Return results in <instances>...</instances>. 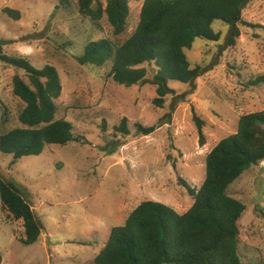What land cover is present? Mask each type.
<instances>
[{"label": "rangeland", "instance_id": "rangeland-1", "mask_svg": "<svg viewBox=\"0 0 264 264\" xmlns=\"http://www.w3.org/2000/svg\"><path fill=\"white\" fill-rule=\"evenodd\" d=\"M93 2L96 8L107 0ZM129 3L127 30L116 37L106 17L94 23L84 16L79 0H0V53L58 70L63 93L57 118L71 123L79 138L15 165L12 155L0 151V173L26 194L45 235L34 245L21 243L23 223L0 201V264H94L111 230L123 226L142 202L186 213L194 202L190 189L199 190L205 180L207 155L238 131L243 115L264 111V81L257 84L264 78V0L245 9L248 25H239L235 45L229 43L231 27L221 21L213 25L219 42L195 41L186 54L193 69L204 71L192 84L169 82L174 94L163 109L153 105L156 87H122L110 77V62L103 67L78 62L91 43L107 39L119 46L132 36L143 3ZM6 8L19 11L20 19ZM22 74L0 56V136L21 126L23 104L13 95V78ZM195 113L205 122L204 147ZM124 118L129 136L115 130ZM137 125L158 129L140 136ZM228 192L247 207L239 256L244 264H264V163Z\"/></svg>", "mask_w": 264, "mask_h": 264}, {"label": "trees", "instance_id": "trees-1", "mask_svg": "<svg viewBox=\"0 0 264 264\" xmlns=\"http://www.w3.org/2000/svg\"><path fill=\"white\" fill-rule=\"evenodd\" d=\"M134 1L143 5L132 36L119 46L107 39L91 43L78 62L97 67L110 62V77L122 87H156L153 105L163 109L167 97L174 94L169 82L192 84L204 71L200 66L192 68L186 51L193 49L197 39L219 42L221 36L213 29L217 21L231 27L229 43L235 45L241 35L239 25L245 23L243 13L256 0ZM79 9L94 23L106 17L116 37L127 30L129 0H107L106 6L96 8L93 0H79ZM5 13L21 17L19 11L10 8ZM0 56L23 72L13 78V95L23 104L18 115L21 126L0 136V151L12 155L15 165L25 157L42 155L48 146L78 142L73 125L57 118L56 101L63 93L58 70L51 65L37 69L24 57ZM262 81L264 78L257 84ZM194 122L204 147L205 122L196 113ZM136 128L140 136L153 135L158 129L142 125ZM115 130L125 136L131 134L126 118ZM262 163L264 111L243 115L238 131L221 140L207 155L205 180L199 190L190 189L194 202L186 213L180 214L160 202H142L123 226L111 230L94 264H244L239 244L247 207L228 190ZM0 201L6 212L23 223L24 238L19 241L27 246L38 243L44 231L41 219L22 189L2 173Z\"/></svg>", "mask_w": 264, "mask_h": 264}, {"label": "crops", "instance_id": "crops-1", "mask_svg": "<svg viewBox=\"0 0 264 264\" xmlns=\"http://www.w3.org/2000/svg\"><path fill=\"white\" fill-rule=\"evenodd\" d=\"M42 237H45V235H42Z\"/></svg>", "mask_w": 264, "mask_h": 264}]
</instances>
